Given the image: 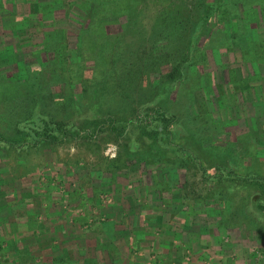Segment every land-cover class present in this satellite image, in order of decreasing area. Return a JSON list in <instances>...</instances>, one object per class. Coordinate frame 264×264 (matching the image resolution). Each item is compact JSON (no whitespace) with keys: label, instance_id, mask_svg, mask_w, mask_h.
I'll return each instance as SVG.
<instances>
[{"label":"rangeland","instance_id":"obj_1","mask_svg":"<svg viewBox=\"0 0 264 264\" xmlns=\"http://www.w3.org/2000/svg\"><path fill=\"white\" fill-rule=\"evenodd\" d=\"M0 3V135L26 142L43 119L73 131L109 114L177 117L170 146L139 131L0 143V264H45L73 237L111 259L129 238L174 240L176 225L195 238L170 264H264V188L236 180L264 178V0Z\"/></svg>","mask_w":264,"mask_h":264},{"label":"trees","instance_id":"obj_2","mask_svg":"<svg viewBox=\"0 0 264 264\" xmlns=\"http://www.w3.org/2000/svg\"><path fill=\"white\" fill-rule=\"evenodd\" d=\"M224 9L225 5L222 3L220 9ZM223 13L228 17L227 11H223ZM164 16V15H163ZM162 16V17H163ZM211 16V15H209ZM163 19V18H162ZM163 21V20H162ZM164 21H167L165 19ZM203 22V21H201ZM201 22L198 23V25H194V27L191 30L184 29L185 35L183 34L180 39L181 41H177L178 45L183 48H187L189 42L193 41L195 38H197V35H200V31L202 29ZM174 20L172 18L171 23L164 26L166 28H171L174 32H177L175 30V26L173 25ZM194 38V39H193ZM183 40V41H182ZM192 43V42H191ZM179 49V50H181ZM180 53V52H179ZM176 73L179 72V69L175 67ZM175 74L173 73L172 77ZM37 103L36 100L34 101V104ZM33 109V108H32ZM31 111H29L26 116L31 117ZM136 116L134 117V120H128L126 124H123V122L120 123V121L115 118L112 114L107 115L104 117V120H96L91 125H86L85 127H80L79 129H74L72 131L71 128H68L66 123L63 121H53V119H43L42 125L37 128H33L32 131H29L26 133L24 131H19L21 134L24 133V138L27 136L26 142L21 141V137L14 139H9L5 136L0 135V143H3V145L10 146V147H27V146H33L38 147L39 145H62L64 142L68 139H95L98 134L107 133L110 134L116 139H126L129 137L130 134H132V131H139L140 135L142 136V140L144 144L147 146H155L158 143H161L165 141V138L168 137V145H172L170 143L172 140V132H170L171 126L176 123L177 117L170 115L169 113L163 111L161 108H154L152 109L151 113L147 116L144 115L141 111H138L135 113ZM125 122V121H124ZM157 123L158 125H155ZM19 129V128H18ZM36 136H35V135ZM35 136V137H34ZM166 136V137H165ZM147 138V140H144ZM180 151L181 148H179ZM182 152H186L183 150ZM221 169V168H220ZM223 173H220V176H222ZM228 178L233 177L232 174L226 175ZM219 178V176H218ZM238 181L243 182L244 185H251L253 187H260L264 188V178L256 176V175H248L247 177H236ZM262 201L264 203V196L259 198L258 203ZM259 206V205H258ZM259 209L264 211V205L259 206Z\"/></svg>","mask_w":264,"mask_h":264},{"label":"crops","instance_id":"obj_3","mask_svg":"<svg viewBox=\"0 0 264 264\" xmlns=\"http://www.w3.org/2000/svg\"><path fill=\"white\" fill-rule=\"evenodd\" d=\"M143 218L147 222L153 220L148 216H144ZM176 226L180 227V229L174 230V233H172V231L166 230L169 234L171 233L170 236L174 237V240H166L167 242L162 241V243L159 241H154V239L149 241L150 239L144 236L143 241L139 243L138 240L136 241L129 238L127 244H119L115 250L116 254L113 255L111 259H109L108 256H104L101 249H96L94 246L91 247V245L88 244L92 243L93 241L87 242L84 237H73L75 240L68 239L64 249L60 250L59 247L54 251L48 249V252H45L44 254L46 262L45 264H140L144 259V255L149 256V253L153 252V249L157 250L158 254L156 253V257L153 254L150 255L152 259L158 258L160 260H158L159 262L156 261L157 264H170L172 263L173 257H175L176 250L179 246V241H183L182 239L184 237H189L191 239L195 238L193 234L190 235L188 231L186 232L183 230L182 226ZM171 242H173L174 245H172ZM192 243L193 241L191 242V246ZM124 245L127 248L128 256H126V258L122 254L123 249H119V247L125 248ZM125 259H127V261ZM136 260L139 262L137 263Z\"/></svg>","mask_w":264,"mask_h":264}]
</instances>
